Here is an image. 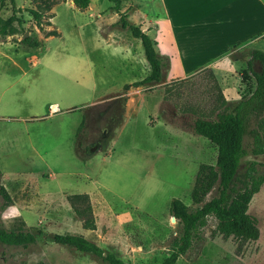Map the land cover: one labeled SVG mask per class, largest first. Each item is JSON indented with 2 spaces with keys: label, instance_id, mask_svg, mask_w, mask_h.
I'll return each mask as SVG.
<instances>
[{
  "label": "rangeland",
  "instance_id": "rangeland-1",
  "mask_svg": "<svg viewBox=\"0 0 264 264\" xmlns=\"http://www.w3.org/2000/svg\"><path fill=\"white\" fill-rule=\"evenodd\" d=\"M156 1L121 0L122 12L134 11L135 24L147 15L140 23L153 27L149 21ZM47 3L50 10L41 31L29 10ZM16 7L22 28L15 24V34L0 40V172L13 200L0 222L7 230L42 234L28 247L0 244V264H103L51 242L48 234L82 236L127 264H160L178 234L170 202L179 199L195 208L190 194L198 169L216 161L217 149L195 135L192 126L196 119L214 120L223 107L217 83L208 72L187 83L170 82L181 72L170 40L161 33L157 42L171 59L172 70H163L160 84L133 89L146 94L164 90V112L154 102L141 103L122 123L124 86L131 83L130 90L150 68L141 43L116 25L119 16L112 4L90 0L79 10L73 0H16ZM12 14L10 0H0V17ZM49 31L58 36H47ZM25 33L40 46L23 45ZM252 87V81L246 82L244 94ZM108 98L113 101L101 102ZM51 105L60 112L53 115ZM190 145L193 153L185 150ZM249 160L260 163L259 173H264V155L246 157L239 173ZM92 190L112 204L107 210L94 202L96 231L83 229L66 200L67 195ZM214 196L216 189L206 201ZM248 213L258 220L257 241L238 246L217 232L210 217L176 264H264V184Z\"/></svg>",
  "mask_w": 264,
  "mask_h": 264
},
{
  "label": "trees",
  "instance_id": "trees-1",
  "mask_svg": "<svg viewBox=\"0 0 264 264\" xmlns=\"http://www.w3.org/2000/svg\"><path fill=\"white\" fill-rule=\"evenodd\" d=\"M112 10L118 14V25L127 30L133 38L140 40L150 73L141 81L132 84L133 88L144 85L160 84L163 69L166 66L155 50V43L141 27L128 20V13L122 12L121 0H108ZM13 14L3 19L0 17V40L15 34L17 27L22 28L23 19L17 17L19 8L16 0H10ZM79 10H85L90 0H73ZM50 10V4H44L29 10L36 27L42 29V19ZM47 25H50L47 23ZM47 36H58L56 31L47 32ZM21 43L27 47H39L40 42L32 37H26ZM257 62L260 70L255 71L253 64ZM244 83L253 82V87L247 95L229 108L225 102L214 120L196 119L192 130L197 136L207 139L216 149L214 165L202 164L195 176L190 194L191 204L185 205L179 199H173L169 205V214L175 218L178 234L169 246L168 256L160 264H176L184 256L198 238L201 229L206 227L208 219L217 222V232L225 239L232 238L240 246L242 243L257 241L260 236L258 220L248 213L249 205L264 184V173L260 174L257 161H246L244 170L239 173L242 161L248 156L264 155V52L250 51V59L246 69L241 74ZM128 90V85L124 86ZM82 126V125H81ZM80 131L78 129L77 133ZM248 140L249 144L245 141ZM94 150L98 145L91 147ZM91 152V151H90ZM0 172V180H1ZM216 189V196L206 201L207 196ZM66 200L75 216L82 222L84 230L96 229L92 204L87 194L67 195ZM13 203L7 189L0 183V215ZM42 233H38L40 236ZM38 236L29 231H12L5 229L0 222V244L5 247H28L34 245ZM48 239L58 245L69 247L77 252L92 256L103 264H127L113 253H106L91 240L72 234H48Z\"/></svg>",
  "mask_w": 264,
  "mask_h": 264
},
{
  "label": "crops",
  "instance_id": "crops-1",
  "mask_svg": "<svg viewBox=\"0 0 264 264\" xmlns=\"http://www.w3.org/2000/svg\"><path fill=\"white\" fill-rule=\"evenodd\" d=\"M154 7L156 10L154 17L149 21L154 25L153 27L140 23L142 17L146 19L147 15L139 18L136 24L132 22L134 11L127 12L128 20L135 26L141 27L142 32L153 40L156 52L167 61L163 69L165 71L172 70V61L157 41L161 33L170 40L172 54L177 62L178 71L181 72V76L170 82L187 83V80L196 78L199 73L208 72L218 85L223 107L225 102L229 108H232L242 96L247 95L244 94L245 83L241 74L250 59V51L264 52V0H157ZM136 42L141 43L138 39ZM197 67L200 68L196 69ZM253 68L259 71L260 65L255 62ZM126 74L129 79L134 78V72L127 71ZM162 93L164 90L155 89L147 94L142 91L136 93L133 87L127 90L124 94L126 99L123 105L122 123L138 109L141 103L154 102L155 107L163 113L161 105L162 102L167 101L161 96ZM110 101H113V98L101 100V102ZM115 131L116 128L111 137L114 136ZM185 150L193 153L192 145ZM0 182L11 195L9 183L7 184L2 176ZM83 194L89 196L95 215V201H100L101 206L107 210L112 205L96 190ZM95 224L96 229L99 230L97 219Z\"/></svg>",
  "mask_w": 264,
  "mask_h": 264
},
{
  "label": "built area",
  "instance_id": "built-area-1",
  "mask_svg": "<svg viewBox=\"0 0 264 264\" xmlns=\"http://www.w3.org/2000/svg\"><path fill=\"white\" fill-rule=\"evenodd\" d=\"M50 112L54 115V114L59 113L60 111H59V108H58L57 105H52V106L50 107Z\"/></svg>",
  "mask_w": 264,
  "mask_h": 264
},
{
  "label": "water",
  "instance_id": "water-1",
  "mask_svg": "<svg viewBox=\"0 0 264 264\" xmlns=\"http://www.w3.org/2000/svg\"><path fill=\"white\" fill-rule=\"evenodd\" d=\"M24 37H27V33H25ZM172 221H175V218L172 217Z\"/></svg>",
  "mask_w": 264,
  "mask_h": 264
}]
</instances>
